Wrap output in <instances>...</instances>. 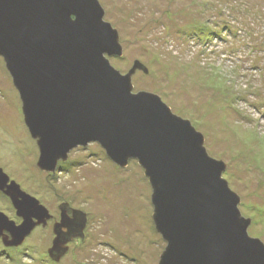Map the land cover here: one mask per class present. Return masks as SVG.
Listing matches in <instances>:
<instances>
[{
  "label": "rangeland",
  "instance_id": "1",
  "mask_svg": "<svg viewBox=\"0 0 264 264\" xmlns=\"http://www.w3.org/2000/svg\"><path fill=\"white\" fill-rule=\"evenodd\" d=\"M97 1L122 47L109 63L126 73L139 62L132 93L158 95L202 133L251 220L248 234L264 243V0ZM38 156L0 56V168L5 184L14 180L47 212L21 242L0 237V264H157L166 242L136 159L119 166L95 140L71 148L52 169ZM5 190L0 217L21 222ZM74 213V233L59 236L55 225Z\"/></svg>",
  "mask_w": 264,
  "mask_h": 264
},
{
  "label": "water",
  "instance_id": "2",
  "mask_svg": "<svg viewBox=\"0 0 264 264\" xmlns=\"http://www.w3.org/2000/svg\"><path fill=\"white\" fill-rule=\"evenodd\" d=\"M102 17L97 0H0V56L36 139L38 165L52 169L71 148L95 140L119 166L134 158L143 169L151 217L166 242L157 264H264V243L248 234L251 220L239 212L224 165L158 95L132 93L141 64L121 73L109 63L122 47ZM7 179L0 168V188L22 221L0 217V237L5 243L6 229L19 243L47 212ZM69 218L63 214L62 223Z\"/></svg>",
  "mask_w": 264,
  "mask_h": 264
},
{
  "label": "flooded vegetation",
  "instance_id": "3",
  "mask_svg": "<svg viewBox=\"0 0 264 264\" xmlns=\"http://www.w3.org/2000/svg\"><path fill=\"white\" fill-rule=\"evenodd\" d=\"M12 222L14 224H19L20 220H16V221L13 220ZM75 222H77V219L75 217L69 218V220L65 224H63L61 221L59 224H56L55 227L58 228L57 231L61 236H63L64 238H69L70 235L74 233V231H72L71 225L75 224ZM65 228H68V230L65 231L64 230ZM2 233L6 236V238L10 236L9 232L6 229H3ZM1 239H2V236H1Z\"/></svg>",
  "mask_w": 264,
  "mask_h": 264
}]
</instances>
